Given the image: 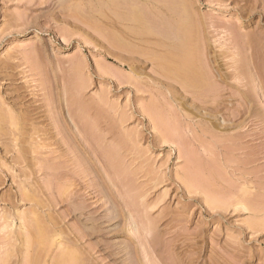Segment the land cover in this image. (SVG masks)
<instances>
[{
  "label": "rangeland",
  "instance_id": "374dc122",
  "mask_svg": "<svg viewBox=\"0 0 264 264\" xmlns=\"http://www.w3.org/2000/svg\"><path fill=\"white\" fill-rule=\"evenodd\" d=\"M75 261L264 264V0H0V264Z\"/></svg>",
  "mask_w": 264,
  "mask_h": 264
},
{
  "label": "bare ground",
  "instance_id": "6f19581e",
  "mask_svg": "<svg viewBox=\"0 0 264 264\" xmlns=\"http://www.w3.org/2000/svg\"><path fill=\"white\" fill-rule=\"evenodd\" d=\"M110 2V1H109ZM115 4H116V1H115ZM117 4H118V2H117ZM134 4V3H133ZM129 5V4H128ZM132 5V4H131ZM133 7V6H132ZM131 9H133V8H131ZM130 9V10H131ZM186 10V9H185ZM127 11V10H126ZM128 12H130V11H128ZM187 12V11H186ZM112 13V15H113V12H111ZM114 13H116V12H114ZM147 13V12H146ZM116 14H118L119 15V13L117 12ZM130 15H128V17H129V19L132 21V22H136L137 23V25L134 27V26H132V27H128L129 25H122L123 26V28L125 27V30L124 29H121V28H119L120 29V34L121 35H129L130 33H133V31H134V33L137 31L138 32V34H137V38H135L134 39V41H143V40H147L148 39V37L149 36H151V34H152V32H154V31H152L146 24V22H147V18H146V16H148V15H144L145 14V12H144V14L143 13H140L139 11H137V10H133L131 13H129ZM102 16H104L103 15V13L101 14ZM124 15V14H123ZM115 16V15H114ZM158 16V15H157ZM106 16H104V19H106L105 18ZM124 17V16H123ZM125 17H126V15H125ZM127 17V18H128ZM149 17V16H148ZM119 18H120V16H119ZM152 18V17H151ZM121 19V18H120ZM126 19V18H125ZM125 19H124V21H125ZM148 19H150V17L148 18ZM109 20V19H108ZM123 20V19H122ZM122 20H121V22H122ZM151 20V19H150ZM171 20V19H170ZM179 20H181V19H179ZM128 21V19L126 20V22ZM173 21V20H172ZM181 22V21H180ZM135 23V24H136ZM168 23H169V21H168ZM189 23V22H188ZM187 22H186V24H188ZM150 23H148V25H149ZM181 25H183V23H180ZM176 25V24H175ZM181 25H179L178 26V28H180V30L181 31H183L184 30V32H185V30H188L189 29V27L187 26V25H183V26H181ZM189 25V24H188ZM150 26H151V24H150ZM177 26V25H176ZM188 27V28H186L185 29V27ZM182 27L184 28L183 30H182ZM155 28V27H154ZM178 28H175V30L177 29V32H178ZM136 30V31H135ZM174 30V31H175ZM180 30H179V32H180ZM178 32V33H179ZM183 32V33H184ZM187 32V31H186ZM155 33H157V32H155ZM159 33V32H158ZM181 33V32H180ZM179 33V34H180ZM118 34V33H117ZM160 34V33H159ZM158 34V35H159ZM186 34V33H185ZM152 35H154V34H152ZM157 35V34H156ZM161 35V34H160ZM163 35V34H162ZM164 36V35H163ZM163 36H161V37H163ZM183 36V35H182ZM165 37V36H164ZM179 37V36H178ZM118 38L121 40L122 38L120 37V36H118ZM130 38V37H129ZM181 38V37H180ZM116 39H117V36H116ZM115 39V40H116ZM118 39V40H119ZM164 39V38H163ZM182 39H184V38H182ZM118 40H116V41H118ZM127 40V39H126ZM123 41H125V40H123ZM123 41H122V43H123ZM182 41V40H181ZM128 42H130V40L128 41ZM147 41H145V42H142L143 44L145 43V45L149 42H147ZM183 42H184V40H183ZM117 43H120V41L119 42H117ZM141 43V42H140ZM152 43V42H151ZM158 43V42H157ZM124 44V43H123ZM122 45V44H121ZM125 45V44H124ZM124 45H122V46H124ZM128 45H130V43L128 44ZM135 46H137V45H133V47L132 48H134ZM129 48L130 49V46H124V48ZM140 48V47H139ZM135 49V48H134ZM137 50V49H136ZM140 51V50H139ZM149 52V51H148ZM148 52H146V54L148 53ZM136 53V52H135ZM138 53V52H137ZM189 54H190V56H189V58L191 59V60H193L192 59V57H194L195 58V56H193V55H191L192 53H190L189 52ZM140 55V54H139ZM148 55V54H147ZM150 55V54H149ZM141 56V55H140ZM144 56H145V54H144ZM188 58V57H187ZM162 59V58H161ZM160 59V61L162 62V60ZM164 59V58H163ZM176 58H174V60H175ZM185 60H188L189 61V59H186L185 58ZM190 60V61H191ZM165 61V60H164ZM168 61V60H167ZM172 61V60H171ZM170 61V62H171ZM180 62H181V60H179ZM186 62V63H184L185 61H183L182 63L183 64H179V63H177V68L175 67V69H178V70H182V71H184V73H186V72H192V73H194V71H191L194 67L192 66V63H193V61H195V60H193V61H191V63L190 62ZM159 62V61H158ZM173 62H171V64H172ZM174 65L176 64V63H173ZM179 64V65H178ZM193 65H195L194 63H193ZM158 66V65H157ZM171 67L173 66V65H170ZM164 67V66H163ZM163 67H161V69L163 68ZM169 68V67H168ZM165 69V68H164ZM163 69V70H164ZM162 70V71H163ZM165 70H167V69H165ZM164 70V72H166L167 73V71H165ZM186 71V72H185ZM163 72V73H164ZM172 72V71H171ZM172 73H174V72H172ZM183 73V74H184ZM181 74V73H180ZM188 74V73H187ZM161 75V74H160ZM189 75V74H188ZM167 76V75H166ZM190 76V75H189ZM193 86V85H192ZM198 89V88H197ZM202 89V88H201ZM202 91V90H201ZM42 236V235H41ZM72 258H73V256H71ZM75 257V256H74ZM77 258V257H76ZM76 258H74V260L76 259ZM77 260V259H76ZM75 263L76 264H78L76 261H75ZM72 264V263H71Z\"/></svg>",
  "mask_w": 264,
  "mask_h": 264
}]
</instances>
